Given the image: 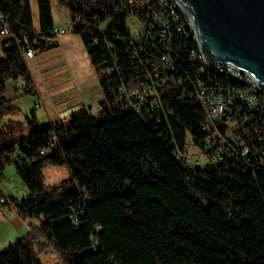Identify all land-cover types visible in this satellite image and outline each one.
<instances>
[{
    "label": "trees",
    "instance_id": "trees-1",
    "mask_svg": "<svg viewBox=\"0 0 264 264\" xmlns=\"http://www.w3.org/2000/svg\"><path fill=\"white\" fill-rule=\"evenodd\" d=\"M125 1L58 0L99 77L102 99L95 113L80 107L48 126L31 112L27 133L17 136L21 122L3 119L15 109L5 99L7 84L20 79L23 94L35 96L22 50L36 39L33 49L47 51L55 27L50 0H36L37 29L30 0H0L10 34L0 41V180L12 165L28 191L20 199L0 192V210L27 223L25 236L0 252V264H42L46 249L57 264H264L261 115L231 127L233 157L187 165L186 144L207 152L204 111L187 79L195 64L160 74L157 104L127 106L119 88L146 82L153 59L132 58ZM46 167H67L70 177L45 186Z\"/></svg>",
    "mask_w": 264,
    "mask_h": 264
},
{
    "label": "built area",
    "instance_id": "built-area-1",
    "mask_svg": "<svg viewBox=\"0 0 264 264\" xmlns=\"http://www.w3.org/2000/svg\"><path fill=\"white\" fill-rule=\"evenodd\" d=\"M120 9L127 12L128 22L134 26L129 41V44L136 46L132 58L145 55L153 59V68L149 71L151 76L148 75L146 82L136 80L128 85L122 83L119 88L122 101L132 107H140L146 102H151L152 106L157 104L160 102L158 89L164 85L160 74H174L184 69V64L194 63L193 77L189 75L187 79H190L195 103L204 111L201 130L206 134L207 152L186 144L182 155L189 166L199 165V159L195 155L190 158L187 152L189 150L200 152V156L207 162L228 157L232 152L233 157L236 149L234 150L235 143H232L235 140L229 137L231 127L251 120L255 113L261 115L264 124V111L260 109L264 104V87L250 75L234 67L206 63L201 55L191 19L178 6L176 0H126ZM140 13L145 15L143 19L138 18ZM62 34L63 30H53L54 39ZM7 37H10V34L0 16V41ZM36 44L38 45V41L34 39L32 44L25 45L22 50L24 60L39 54L33 49ZM147 47H153L158 56L152 57ZM96 111L97 107L91 110L92 113ZM54 140L52 135L51 141Z\"/></svg>",
    "mask_w": 264,
    "mask_h": 264
},
{
    "label": "water",
    "instance_id": "water-1",
    "mask_svg": "<svg viewBox=\"0 0 264 264\" xmlns=\"http://www.w3.org/2000/svg\"><path fill=\"white\" fill-rule=\"evenodd\" d=\"M191 19L206 63L228 65L264 87V0H176ZM56 39L46 49L57 48ZM78 107L60 114L67 118Z\"/></svg>",
    "mask_w": 264,
    "mask_h": 264
},
{
    "label": "rangeland",
    "instance_id": "rangeland-1",
    "mask_svg": "<svg viewBox=\"0 0 264 264\" xmlns=\"http://www.w3.org/2000/svg\"><path fill=\"white\" fill-rule=\"evenodd\" d=\"M51 4V13L53 17V23L54 27L57 30H63L64 34L56 36V40L58 41L60 48H54L52 50H56V52L62 53V55H69L73 59V63L64 62L65 67L67 68V71L70 72L74 68V65H76V61L78 65L80 64V59L83 60L81 66L84 73L82 74L83 81L85 85L83 88L86 90L85 96H86V104L91 105L94 110L97 98L99 96V81L97 78V74L94 72V68L92 66V63L87 55L86 50L83 47L81 39L70 33L69 31V25H70V16L67 9L64 7H61L58 5V0H50ZM31 5V12H32V19H33V25L35 29L38 26V14H37V2L36 0H30ZM134 26L129 21V28L132 29ZM54 40V39H53ZM52 41V40H51ZM51 51V50H47ZM43 53V52H42ZM39 53V54H42ZM37 54V55H39ZM36 55V56H37ZM35 56V57H36ZM31 58L25 60L27 68L30 69L31 64L34 63L36 58ZM76 60V61H75ZM91 63V64H90ZM89 70V73H88ZM9 83H12V88H18V90L22 89L23 87L22 80L18 79L15 81H10ZM10 91V90H9ZM12 91H14L12 89ZM23 93V89L22 92ZM17 93L16 101H13L12 104L15 107L12 113L10 114H4L3 119L8 120H16L21 122L19 124V129L21 130L20 135H25L27 133L26 128L24 127V120L25 117L28 116L31 112L35 113V116L38 120V123L41 126H45L49 124L48 122L51 121V119L57 117V115H60L63 113V111L57 110L56 108H53L49 110L44 105H41L40 100L34 98L32 95H25ZM61 121V120H59ZM17 130V128L15 129ZM14 130V132H15ZM17 130L16 132H18ZM190 155V158L194 155L199 159V167H204L205 162H207L203 156H200V152L195 151H187ZM18 155H15L13 159H16ZM43 177H44V184L45 186H52L55 184H58L59 182L63 180H67L70 177V171L67 167H46L43 169ZM0 192L5 197H12L16 199H20L27 195L28 191L25 188V186L22 184L21 180L18 178V176L15 174V169L12 165L7 166L3 172V176L0 180ZM4 211H7L8 209H3ZM13 212V211H12ZM8 212H4L3 215H9ZM2 215V214H0ZM13 215L14 212H13ZM27 222H30L31 224H35V221L29 220ZM26 226L23 228L15 231L14 226L9 223H3L0 222V244L5 240V244H10L15 242L17 237L25 236L27 233ZM6 245V246H8ZM51 251V249H49ZM49 252V251H48ZM47 252V253H48ZM47 255V254H46ZM44 253L39 254L40 259L42 260L43 264H55L58 261V255L51 251L50 255L52 256H46Z\"/></svg>",
    "mask_w": 264,
    "mask_h": 264
},
{
    "label": "crops",
    "instance_id": "crops-1",
    "mask_svg": "<svg viewBox=\"0 0 264 264\" xmlns=\"http://www.w3.org/2000/svg\"><path fill=\"white\" fill-rule=\"evenodd\" d=\"M58 48H60V45ZM56 50L58 49L45 51L42 54L37 55L35 57L36 59L34 63L31 64L30 69L28 68L32 80L33 89L35 91L34 98H36V101L37 99H39L41 105H44L49 110L56 108L57 110L61 109L60 111L64 112L74 107L91 108V105L86 104V90L83 88V86L85 85L82 77L84 71L82 70L83 68L81 66L83 60L80 59L79 65L75 60L76 65L73 64L74 68L70 70V72H68L64 62L67 61L69 63H73V59L69 55H62V53L56 52ZM97 78L99 81L98 75ZM21 87H23V84ZM12 89L14 91H12ZM22 89L18 90L17 87L12 88V83H8L5 99L10 100L11 102L16 101L17 93H21ZM99 93L100 94L97 98L95 106H97L102 99L101 90L99 91ZM59 120H61L60 115H57V117L51 119V121L48 122L49 124H47L46 126L58 123L60 122ZM24 127L26 128V124H24ZM17 130L19 131L16 132ZM17 130H15L14 134L19 136L21 130L19 128H17ZM4 212H8L7 214L9 215H3ZM0 214H2L0 215V222L12 224L15 231L23 228L24 226H26L27 228V223L21 222L16 215H13L12 210H0ZM35 223L37 222L35 221ZM19 238L21 237H17V239ZM2 243L4 244H0V252L11 244H5V240ZM51 251L49 249H46L45 251L40 252V254L43 255L44 253L45 255L47 254L46 256L49 255L55 257L54 255H50ZM40 261L42 262L41 259ZM57 263L58 261L55 264Z\"/></svg>",
    "mask_w": 264,
    "mask_h": 264
}]
</instances>
